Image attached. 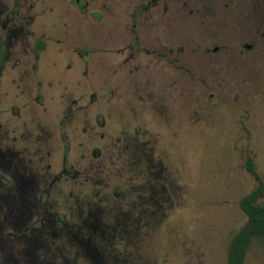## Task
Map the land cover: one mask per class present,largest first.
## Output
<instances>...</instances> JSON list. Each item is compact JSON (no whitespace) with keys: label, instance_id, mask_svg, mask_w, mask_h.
Instances as JSON below:
<instances>
[{"label":"rangeland","instance_id":"rangeland-1","mask_svg":"<svg viewBox=\"0 0 264 264\" xmlns=\"http://www.w3.org/2000/svg\"><path fill=\"white\" fill-rule=\"evenodd\" d=\"M21 2L26 5L21 14L30 15L27 3H36L30 29L57 38L52 44L50 36L43 40L61 68L71 48L88 55L87 75L75 68L62 73L71 90L99 89L113 127L117 118L131 120L159 133L166 150L173 199L145 224L142 219L136 229L131 224L123 241L117 235L109 263L226 264L232 237L248 222L240 199L257 186L246 169L247 155L264 188L260 7L251 0H156L145 8L147 0H80L79 5L87 3L81 13L74 0ZM12 3L0 0L5 8ZM28 41L32 46L33 35ZM256 202L264 204V189ZM4 233L0 264L49 263L50 248L38 260L19 259V244L4 254V242L9 247L13 241L6 242ZM69 255L56 262L73 264L75 255ZM245 264H264V242L250 245Z\"/></svg>","mask_w":264,"mask_h":264},{"label":"flooded vegetation","instance_id":"flooded-vegetation-1","mask_svg":"<svg viewBox=\"0 0 264 264\" xmlns=\"http://www.w3.org/2000/svg\"><path fill=\"white\" fill-rule=\"evenodd\" d=\"M251 1L260 7L263 24L264 0ZM79 2L73 4L82 13L87 3ZM35 5L27 3L32 15L21 14V0L0 6V229L6 242L13 240L2 251L19 244L22 261L38 260L50 248L48 264L57 257L68 261L69 254L75 255L73 264H110L117 235L123 241L131 224H145L173 199L167 153L159 133L128 119L117 118L113 127L99 89L71 90L62 73L75 68L87 75L88 55L71 48L61 68L43 40L50 36L52 44L57 38L30 29ZM62 249L69 254L59 255Z\"/></svg>","mask_w":264,"mask_h":264},{"label":"trees","instance_id":"trees-1","mask_svg":"<svg viewBox=\"0 0 264 264\" xmlns=\"http://www.w3.org/2000/svg\"><path fill=\"white\" fill-rule=\"evenodd\" d=\"M246 169L257 181V186L245 194L239 202L241 210L247 215L248 222L231 239L226 254V264H245V257L254 241L264 242V204L256 199L263 192V183L247 155Z\"/></svg>","mask_w":264,"mask_h":264}]
</instances>
